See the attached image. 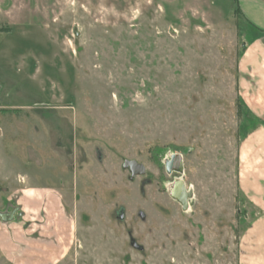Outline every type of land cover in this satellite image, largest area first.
Here are the masks:
<instances>
[{"label":"rangeland","instance_id":"rangeland-1","mask_svg":"<svg viewBox=\"0 0 264 264\" xmlns=\"http://www.w3.org/2000/svg\"><path fill=\"white\" fill-rule=\"evenodd\" d=\"M240 3L0 0V264H264Z\"/></svg>","mask_w":264,"mask_h":264},{"label":"crops","instance_id":"crops-1","mask_svg":"<svg viewBox=\"0 0 264 264\" xmlns=\"http://www.w3.org/2000/svg\"><path fill=\"white\" fill-rule=\"evenodd\" d=\"M241 6L244 14L249 18V20L261 31L264 32V0H241ZM239 88L241 99L247 106L251 116L260 122H264V33H261L253 40L246 48L242 58L239 62ZM261 134L251 136L249 142H247L246 147H255V153L259 149H263L264 146H259L261 143L264 144V123L260 124ZM259 129V130H260ZM257 155L263 160L258 166L256 172L250 171L247 173L245 167V177L249 184L252 186L247 188V192L252 189L256 193H248L249 198L254 201L260 208H264V188L261 184L264 181V157L262 158V153L260 150ZM249 162H252L253 152L249 154ZM255 179H259V184L255 182ZM250 184V185H251ZM249 188H251L249 190ZM257 192H259L257 194ZM253 255L264 256V248L260 250V253H255ZM264 260V259H263Z\"/></svg>","mask_w":264,"mask_h":264},{"label":"trees","instance_id":"trees-1","mask_svg":"<svg viewBox=\"0 0 264 264\" xmlns=\"http://www.w3.org/2000/svg\"><path fill=\"white\" fill-rule=\"evenodd\" d=\"M236 14H237V16H240V13H239L238 9L236 11ZM238 108H239L240 114L245 112V110L248 112L246 104L244 103V101L240 97H239V100H238ZM248 114H250V113L248 112Z\"/></svg>","mask_w":264,"mask_h":264},{"label":"flooded vegetation","instance_id":"flooded-vegetation-1","mask_svg":"<svg viewBox=\"0 0 264 264\" xmlns=\"http://www.w3.org/2000/svg\"><path fill=\"white\" fill-rule=\"evenodd\" d=\"M175 162H176V161H174V163H175ZM174 163H173V164H174ZM173 194H176L177 197H181V196H182L181 193H179V192H177V193L174 192ZM179 199H180V198H179ZM182 199H183V198H182Z\"/></svg>","mask_w":264,"mask_h":264},{"label":"water","instance_id":"water-1","mask_svg":"<svg viewBox=\"0 0 264 264\" xmlns=\"http://www.w3.org/2000/svg\"><path fill=\"white\" fill-rule=\"evenodd\" d=\"M137 170L142 169L141 165H136Z\"/></svg>","mask_w":264,"mask_h":264}]
</instances>
